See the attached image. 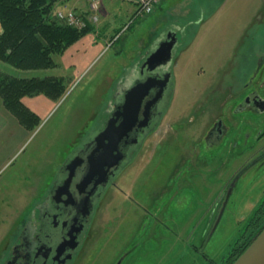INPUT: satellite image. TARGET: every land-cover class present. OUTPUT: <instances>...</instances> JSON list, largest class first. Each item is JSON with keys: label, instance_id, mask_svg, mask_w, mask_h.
Segmentation results:
<instances>
[{"label": "rangeland", "instance_id": "rangeland-1", "mask_svg": "<svg viewBox=\"0 0 264 264\" xmlns=\"http://www.w3.org/2000/svg\"><path fill=\"white\" fill-rule=\"evenodd\" d=\"M68 1L54 4L52 18L62 22L56 17L58 10L83 14ZM98 1V19H86L87 0L83 18L90 28L53 55L55 66L18 69L0 61L1 72L61 76L65 85L55 100L42 93L38 94L46 102L21 98L36 114L35 120L27 119L36 121L32 128L19 121L0 95V116L15 118L3 125L0 117V255L28 203L38 195L42 177L50 181L51 172L91 137L103 122L119 81L163 33L173 29L177 35L171 59L173 95L160 132L173 128L185 136L153 135L138 145L120 172V189H113L109 202L97 211L94 238L77 264H110L121 250H130L121 264H221L249 233L264 199V162H258V156L239 169L264 142L258 137L264 130V110H237L226 118V133L213 143L194 134L214 113L210 89L215 83L221 88L234 84L237 96L229 107L242 102L264 77L263 63L254 82L244 87L258 65V55L264 54V0H160L152 12L135 18L132 2ZM243 37L230 65L227 49ZM263 86L259 93L264 96ZM221 113L225 116V107ZM186 120L185 130L179 122ZM226 185L219 206L216 198ZM107 229L112 235L106 242Z\"/></svg>", "mask_w": 264, "mask_h": 264}, {"label": "flooded vegetation", "instance_id": "flooded-vegetation-1", "mask_svg": "<svg viewBox=\"0 0 264 264\" xmlns=\"http://www.w3.org/2000/svg\"><path fill=\"white\" fill-rule=\"evenodd\" d=\"M177 35L175 30L163 33L156 41L150 52L143 55L132 69L126 74V79L119 81L117 91L113 94V100L106 109V116L97 129L78 148L72 150L61 165H58L50 174V181L42 177L39 184L38 195L34 196L28 203V209L19 219L17 228L11 232V236L5 245V249L0 255V264H77L79 258L84 254V247L89 240H93L91 229L94 224L97 211L106 200L109 202L113 189H120L118 178L122 168L131 161L134 153L138 152V145L153 135L171 137H182L185 134L172 128V132H160L161 122L166 115L171 97L173 95V72L171 60L167 65H160L152 70L145 64L146 57L151 53L161 41ZM172 59V57H171ZM258 65L249 74L244 87L253 83L255 76L259 73L263 63L264 54L257 57ZM169 73L165 85L161 86V80ZM149 79L155 85L149 89L137 109V117L132 128L122 134L118 139L117 146L110 150L109 141L113 138L106 134L102 141L105 147L100 148L98 134L108 125L111 119L115 118L114 112L122 109V103L126 91L137 80ZM233 83L227 86L225 93L220 90L214 91V101L216 107L214 113L201 121V126L196 129L195 136L204 138L208 143L219 140L227 131L226 118H230L237 110L248 109L258 112L260 106L264 104V97L256 88L245 94L242 102L233 103L227 107L237 96V91L233 90ZM221 88V87H219ZM219 91V93L217 92ZM220 96V97H219ZM217 97H219L217 99ZM217 101V103H216ZM226 105V106H225ZM225 107V116L221 113ZM123 117L118 116L114 124L118 125ZM190 120V119H187ZM179 122L186 126L189 121ZM112 122V121H111ZM113 123V122H112ZM174 122L168 123L172 127ZM112 125V124H111ZM172 134V136H170ZM112 135L115 136V133ZM258 137L264 139V130L258 133ZM166 139V138H165ZM264 141V140H263ZM250 158L243 162L241 168H246L252 159L259 156L258 162H264V142L251 151ZM250 153V154H251ZM120 155L117 161L115 157ZM249 161V162H248ZM256 164V163H255ZM236 174V173H235ZM233 174L231 176L234 177ZM228 180L227 185L230 183ZM180 182V181H179ZM182 183L180 182L179 185ZM226 187L217 196L219 206L225 197ZM264 204V199L262 201ZM260 222L264 220L263 211L257 214ZM18 221V219H17ZM16 221V222H17ZM17 224V223H16ZM112 230V229H111ZM110 229L106 230V242L111 238ZM130 250H121L115 255L110 264H121L123 258Z\"/></svg>", "mask_w": 264, "mask_h": 264}, {"label": "trees", "instance_id": "trees-1", "mask_svg": "<svg viewBox=\"0 0 264 264\" xmlns=\"http://www.w3.org/2000/svg\"><path fill=\"white\" fill-rule=\"evenodd\" d=\"M58 1L60 0H0V61L18 69L55 66L53 55L62 53L90 28L86 24L78 29L52 18V8ZM64 90L61 76L24 77L0 70V95L27 128L34 126L36 121L29 120H35L36 114L21 98L42 93L55 100ZM263 208L264 204L261 203L255 210L249 233L241 236L221 264H230L263 226L264 220L260 222L257 216Z\"/></svg>", "mask_w": 264, "mask_h": 264}, {"label": "water", "instance_id": "water-1", "mask_svg": "<svg viewBox=\"0 0 264 264\" xmlns=\"http://www.w3.org/2000/svg\"><path fill=\"white\" fill-rule=\"evenodd\" d=\"M167 40L161 41L159 45L146 57L144 63L148 64L147 68L152 70L160 65H167L172 57V47L176 42L175 35L169 37ZM167 73L165 77L161 80V86L165 85L168 80ZM155 85L154 82L149 81V79L137 80L132 86L126 91L124 102L122 103V109H117L114 112L115 118L109 121L110 123L103 128V130L98 134L97 140L99 147L104 148L103 137L106 134H111L113 137L109 143L111 144L110 150H114L117 146L118 139L122 134H126L132 126L134 125L137 117V109L140 106L144 96L147 94L149 89ZM260 110H264V104L260 106ZM118 116L123 117L122 121L118 125L114 124ZM112 124V125H111ZM115 133V136L112 135ZM102 141V143H99ZM120 155L115 157V160H119ZM230 264H264V224L263 226L254 234L248 245L244 250L230 263Z\"/></svg>", "mask_w": 264, "mask_h": 264}, {"label": "built area", "instance_id": "built-area-1", "mask_svg": "<svg viewBox=\"0 0 264 264\" xmlns=\"http://www.w3.org/2000/svg\"><path fill=\"white\" fill-rule=\"evenodd\" d=\"M135 4L136 8L133 12L132 18L135 17H144L150 12L153 11L154 7L159 3V0H125ZM99 1L98 0H89V8L90 13L87 15L86 19L89 21L98 19V9H99ZM56 17L66 22L68 25H71L76 28H83L86 23L84 20V16L79 14L74 9L67 10H58L56 12Z\"/></svg>", "mask_w": 264, "mask_h": 264}, {"label": "crops", "instance_id": "crops-1", "mask_svg": "<svg viewBox=\"0 0 264 264\" xmlns=\"http://www.w3.org/2000/svg\"><path fill=\"white\" fill-rule=\"evenodd\" d=\"M69 2V4L71 5V2H72V7H76L77 8V10L79 9V11H82L83 12V14L87 11V8H88V5H87V0H69L68 1ZM82 14V15H83ZM241 42V43H240ZM244 42V37H243V39H242V41H235V43L234 44H232L231 46L233 47L232 48V50H229L230 48H228L227 49V51H228V54L226 55V56H229L230 55V57H229V63H230V65L231 64H234L235 62H234V57L232 56V55H235V58H236V56L238 57V55H239V52H240V46H241V44ZM224 56V55H223ZM134 65H135V63H134ZM133 65V66H134ZM236 65H237V63H236ZM235 65V66H236ZM133 66L130 68V69H132L133 68ZM217 70H219V68L217 69ZM216 70V71H217ZM258 75V74H257ZM256 75V76H257ZM256 76H255V78H256ZM254 78V79H255ZM254 82V81H253ZM257 83H256V87H254V88H256V90L258 91V93L260 92L259 91V86H261L262 84H264V77L263 76H261L260 77V79L258 80V81H256ZM219 84L218 83H215V85H213V88H211L210 89V91L212 92H214L215 90H220L221 91V93L223 92V93H225L226 91V89H227V86H224L223 88H219V86H218ZM217 87V88H216ZM221 87V86H220ZM264 87V86H263ZM216 88V89H215ZM225 91V92H224ZM218 93H219V91H217ZM260 94V93H259ZM261 95V94H260ZM261 96H263V95H261ZM30 97H34V99H38V102H42V101H47V100H45V99H43L42 97H44V96H42V94H37V95H34V96H29V100H31V98ZM264 97V96H263ZM213 98H215V95H213ZM33 99V98H32ZM207 103H209V101H206ZM210 102L212 103L213 101L212 100H210ZM213 105H215V101L213 102ZM211 107V106H210ZM214 106H212V108H213ZM1 117V116H0ZM10 119H12V120H10ZM13 120H15V118L14 117H6V118H2L1 117V121H4L5 123L3 124V125H5V124H7L8 122L7 121H13Z\"/></svg>", "mask_w": 264, "mask_h": 264}, {"label": "bare ground", "instance_id": "bare-ground-1", "mask_svg": "<svg viewBox=\"0 0 264 264\" xmlns=\"http://www.w3.org/2000/svg\"><path fill=\"white\" fill-rule=\"evenodd\" d=\"M155 8V7H154ZM154 10V9H153Z\"/></svg>", "mask_w": 264, "mask_h": 264}]
</instances>
